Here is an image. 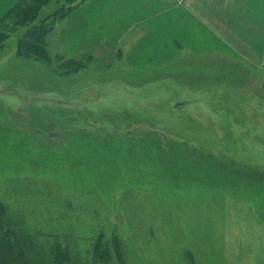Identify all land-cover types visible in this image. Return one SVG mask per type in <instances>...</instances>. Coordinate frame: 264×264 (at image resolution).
I'll return each mask as SVG.
<instances>
[{
    "label": "rangeland",
    "instance_id": "374dc122",
    "mask_svg": "<svg viewBox=\"0 0 264 264\" xmlns=\"http://www.w3.org/2000/svg\"><path fill=\"white\" fill-rule=\"evenodd\" d=\"M63 21L51 63L17 55L23 27L0 49V199L45 242L117 241L109 264H264V69L207 52L71 68Z\"/></svg>",
    "mask_w": 264,
    "mask_h": 264
},
{
    "label": "crops",
    "instance_id": "0c3cea01",
    "mask_svg": "<svg viewBox=\"0 0 264 264\" xmlns=\"http://www.w3.org/2000/svg\"><path fill=\"white\" fill-rule=\"evenodd\" d=\"M19 2L0 0V19ZM57 33L66 61L98 70L166 71L202 52L264 69V0H87Z\"/></svg>",
    "mask_w": 264,
    "mask_h": 264
},
{
    "label": "trees",
    "instance_id": "16d2710c",
    "mask_svg": "<svg viewBox=\"0 0 264 264\" xmlns=\"http://www.w3.org/2000/svg\"><path fill=\"white\" fill-rule=\"evenodd\" d=\"M52 1L20 0L0 19V49L4 47L5 39L11 33L23 27L26 31L19 40L17 55L37 57L51 63L47 36L58 20H65L73 10L87 0H66V3L53 14L40 18L41 9ZM68 62L71 68L78 63L84 64L81 60ZM44 237L41 233L32 232L28 228L26 217L13 211L0 199V264H109L114 253L116 251L120 253L117 241L112 250L102 233L95 236V244L84 253L74 249L70 244L69 239L74 236L68 232L48 236L54 239L53 242H45L47 236Z\"/></svg>",
    "mask_w": 264,
    "mask_h": 264
}]
</instances>
